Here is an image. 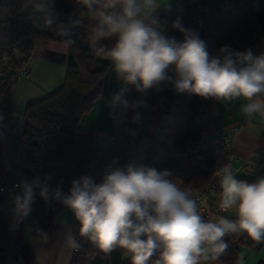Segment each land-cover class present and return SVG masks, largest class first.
Masks as SVG:
<instances>
[{"label":"clouds","instance_id":"1","mask_svg":"<svg viewBox=\"0 0 264 264\" xmlns=\"http://www.w3.org/2000/svg\"><path fill=\"white\" fill-rule=\"evenodd\" d=\"M86 10L89 25L88 46L95 56L111 63L123 84L108 101L110 115L119 124L132 110L147 107L144 99L130 101L129 87L142 97L153 89L171 85L177 93L230 104L243 100L240 107L246 119L264 122V53L239 51L224 45L210 55L199 34L183 26L180 17L172 28L183 33L182 42L160 30L155 14L170 8V0H75ZM55 0H25L23 10L33 27L54 31L71 39L82 21L59 20ZM13 118L20 119L19 113ZM0 112V138L8 127ZM219 177L221 212H234L235 219L218 216L205 219L200 209V193L169 170L129 162L119 165L114 158L104 170L101 182L81 175L71 181L67 193L60 185L50 187L53 177L22 179L14 188L12 212L17 221L27 218L37 195L45 202L56 201L68 209L79 224V236L105 255L117 248L130 256V264H208L221 262L229 249L226 239L246 234L264 243V177L255 182L237 179L225 165ZM62 184V181L60 182ZM66 245L78 251L80 243L71 232ZM237 264H245L243 253Z\"/></svg>","mask_w":264,"mask_h":264},{"label":"trees","instance_id":"2","mask_svg":"<svg viewBox=\"0 0 264 264\" xmlns=\"http://www.w3.org/2000/svg\"><path fill=\"white\" fill-rule=\"evenodd\" d=\"M24 4L25 0H0V112L4 113L7 125L12 117L11 93L27 66L34 41L62 43L67 47V54L62 85L24 109L14 165V174L20 181L36 176L43 179L51 174L50 187L60 185L67 193L72 179L81 175L101 182L106 166L118 158L120 166L134 162L157 171L169 170L200 194L214 185L216 174L227 165L222 158L224 143L221 138L205 143L203 138L211 131V122L197 125V119L209 113L214 99L177 93L171 85L162 86L159 91L153 89L142 97L129 87L126 97L130 101L144 99L148 112L133 122L134 112L127 111L123 116L124 129H118L100 151L94 131L82 127L80 121L102 94L101 79L109 64L98 59L85 43L86 10L75 0H55L60 21L72 18L82 21L73 29L71 39L75 43L70 44L66 42L68 38L54 31L33 27L23 10ZM155 16L160 30L177 42H182L184 35L171 25L180 17L185 28L199 34L210 55H215L224 45L244 51L264 37V0H177L172 9ZM122 87L121 83L114 94ZM138 147L143 153L139 160L134 155ZM70 153L75 155L74 159H69ZM257 179L240 180L255 182ZM9 182L0 138V185ZM32 209L33 232L43 233L65 207L56 201L45 202L37 195ZM10 214V198L0 193V264L12 258L16 250L15 244L6 241ZM77 225L79 229L78 222ZM236 237V243L229 244L227 254L221 258L222 264H236L238 245L257 248L261 244L246 234ZM77 240L80 249L74 252L71 264H130V256L122 249L105 255L85 238L78 236Z\"/></svg>","mask_w":264,"mask_h":264},{"label":"crops","instance_id":"3","mask_svg":"<svg viewBox=\"0 0 264 264\" xmlns=\"http://www.w3.org/2000/svg\"><path fill=\"white\" fill-rule=\"evenodd\" d=\"M176 1L170 0L171 6L168 9H172ZM168 9L162 7L156 14ZM250 49L256 55L264 53V37L252 43ZM66 54L67 47L62 43L34 41L33 50L26 66L28 74L19 77L11 93L12 117L2 138L4 162L8 158L7 160H10L11 164L10 167L8 166V176L11 175L10 169L15 176L17 140L24 109L29 103L45 98L62 85ZM107 62L110 64V61ZM243 103H245L243 100H237L230 104L214 100L209 113L204 117H199L201 118V125L210 121L212 126L211 131L204 136L205 140L203 138V141L207 143L214 139L221 138L222 140L223 137H226L227 150L231 155L230 166L233 168L237 179L261 178L264 177V158L259 164L246 169H242L240 166L245 158L264 148V122L259 117L246 119L240 111ZM14 113H19L20 119L13 118ZM142 156L137 159H141ZM9 180L18 183L19 179L16 180L11 177ZM219 199L220 193L211 198L207 204L200 205L199 210L201 212L206 209L215 210ZM11 200L12 198H10L11 214L6 229V241L15 244L16 250L14 256L4 264H71L75 253L66 245L65 235L71 232L76 238L79 236L77 221L72 213L65 208L55 219V222L43 232V236V233L33 232L31 214L27 218L17 221L12 212ZM224 216L235 219V214L231 210L226 212ZM212 219L216 218L213 217ZM235 235L240 236V234ZM237 249L238 257L243 253L245 264H264V243H261L257 248L238 245ZM209 263L214 264L213 262Z\"/></svg>","mask_w":264,"mask_h":264},{"label":"rangeland","instance_id":"4","mask_svg":"<svg viewBox=\"0 0 264 264\" xmlns=\"http://www.w3.org/2000/svg\"><path fill=\"white\" fill-rule=\"evenodd\" d=\"M91 23L93 22L89 18H87L86 19L87 28L83 33L85 43L87 44H88V36H89V25ZM98 59L101 58L98 57ZM82 78H84V76H82ZM101 80L103 84L102 94L99 96L97 102H95L92 109L88 113H86L80 121V125L81 126L83 125L82 127L90 128L91 130L94 131L95 141L98 144L100 151L104 149L106 144L110 141L111 135H114L116 133L117 127L118 129H124L123 123L125 120L122 117L121 122L119 124L115 123L112 116L110 115V108L108 107V101L110 100L112 95L117 91L119 85L121 84V82L115 76L111 63L109 64L108 69L106 73L103 75ZM147 112H148L147 107L139 108L140 118H143ZM197 125H201V118L197 119ZM134 155L135 158L137 159L139 158V156H142L143 153H141L140 148H136L134 151ZM68 157L69 159H74L75 155L73 153H70ZM7 159L5 160L6 163L5 165L7 167L8 166L10 167L11 166L10 160ZM9 173L11 174L9 178L12 177L17 180V177L13 175L11 169ZM87 243L93 245L89 241H87ZM208 264L210 263L208 262Z\"/></svg>","mask_w":264,"mask_h":264},{"label":"built area","instance_id":"5","mask_svg":"<svg viewBox=\"0 0 264 264\" xmlns=\"http://www.w3.org/2000/svg\"><path fill=\"white\" fill-rule=\"evenodd\" d=\"M28 72L26 68H23L21 71V76H27ZM222 141L224 143V151L222 153V158L227 162V165H230V152L227 150L228 142L227 138L223 137ZM262 158H264V148L257 150L253 155H251L248 158H245L243 162L241 163V168L246 169L247 167L257 165L261 162ZM6 169L8 170V167L6 166ZM17 183L14 181H11L8 183V185H0V193L7 196L8 198H13V196L16 194V189L14 188V185ZM221 189L219 187V177L216 174L215 176V182L214 185L208 187L206 191L203 194H200V205L207 204V202L213 198L216 194L220 193ZM205 219H212L213 217L217 218L218 216H224L226 212H221L219 209V202L216 205L215 210L210 211V209L202 210L201 212ZM229 244H235L236 243V237L231 235L230 237H227ZM75 252V250H74Z\"/></svg>","mask_w":264,"mask_h":264},{"label":"water","instance_id":"6","mask_svg":"<svg viewBox=\"0 0 264 264\" xmlns=\"http://www.w3.org/2000/svg\"><path fill=\"white\" fill-rule=\"evenodd\" d=\"M32 225H33V228H34V222L32 223ZM42 235L44 236V233Z\"/></svg>","mask_w":264,"mask_h":264}]
</instances>
